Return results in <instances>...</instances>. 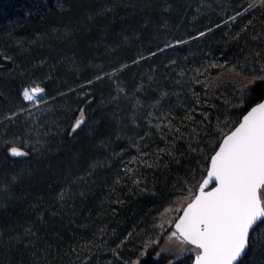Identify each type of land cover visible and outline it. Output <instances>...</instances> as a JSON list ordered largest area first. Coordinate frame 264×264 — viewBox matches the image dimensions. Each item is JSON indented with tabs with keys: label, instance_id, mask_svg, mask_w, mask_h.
Instances as JSON below:
<instances>
[{
	"label": "trees",
	"instance_id": "16d2710c",
	"mask_svg": "<svg viewBox=\"0 0 264 264\" xmlns=\"http://www.w3.org/2000/svg\"><path fill=\"white\" fill-rule=\"evenodd\" d=\"M263 98L264 0H0V264H192L160 215Z\"/></svg>",
	"mask_w": 264,
	"mask_h": 264
},
{
	"label": "snow or ice",
	"instance_id": "6c2138e0",
	"mask_svg": "<svg viewBox=\"0 0 264 264\" xmlns=\"http://www.w3.org/2000/svg\"><path fill=\"white\" fill-rule=\"evenodd\" d=\"M43 89L25 90L33 100ZM81 122H77L76 128ZM12 155L23 152L13 148ZM213 181L211 191L204 189ZM264 102L244 116L211 159L208 177L175 227L199 249L196 264H237L255 243H264ZM174 233L173 235H176Z\"/></svg>",
	"mask_w": 264,
	"mask_h": 264
},
{
	"label": "rangeland",
	"instance_id": "374dc122",
	"mask_svg": "<svg viewBox=\"0 0 264 264\" xmlns=\"http://www.w3.org/2000/svg\"><path fill=\"white\" fill-rule=\"evenodd\" d=\"M223 79L237 80L241 84H247L253 81L250 80L248 76H244L240 71H236L233 69L222 72ZM43 89V96L39 99L27 100L25 97V101L35 106L41 105L45 103V89L43 86H36ZM35 88V87H33ZM33 88H28V91H31ZM84 114V113H82ZM262 197H264V191H262ZM188 198L180 199L176 204H172L167 206L160 215V219L158 222L159 229L161 234H165V238L160 247L159 255H168L171 257V263L175 260H179L186 256H189V260H193L195 255L199 253V249H196L195 246L184 242L176 233L174 229V223L178 218L180 211L182 210L184 204Z\"/></svg>",
	"mask_w": 264,
	"mask_h": 264
},
{
	"label": "water",
	"instance_id": "95a60500",
	"mask_svg": "<svg viewBox=\"0 0 264 264\" xmlns=\"http://www.w3.org/2000/svg\"><path fill=\"white\" fill-rule=\"evenodd\" d=\"M261 1H262V0H256V3H259V2H261ZM260 102H264V98L261 99L259 102L253 104L249 109H247V111L242 115V117H241V119L239 120V122H238V123H237V124H236V125H235V126L229 131V132H227V133L223 136V138H222V140H221L219 146L217 147V149H216L215 152L213 153L212 157L216 154V152L219 151V148L222 146L224 139H225L228 135H230L233 131H235V129H236V128L239 126V124L243 121L244 116L247 115V113L251 110V108L255 107V106H256L257 104H259ZM212 157H211V159H212ZM210 167H211V161H210V164H209V167H208V170H207V175H206V177L204 178V180H206L207 177H208V172H209V170H210ZM204 180H203V182H204ZM203 182L201 183V185H200L199 189L197 190L195 196L199 194V190H200V188L203 186ZM215 186H216V182L213 181L212 183H210V184L204 189V191H205V192H207V191H211V190H213V188H214ZM195 196H194V197H193L188 203H186V205L183 207V209H182L180 215H179L178 218L176 219V221H175V223H174V229H175L176 233H177V229H176V227H175L176 223L179 222V220H180V218L183 216L184 211H185V209L187 208L188 204H190V203L193 202ZM177 235L179 236L178 233H177ZM248 251H249V248L246 250L245 254L241 257L240 261L237 262V264H240V262H241V261L245 258V256L247 255ZM197 255H198V253L195 255V257H194V259H193V261H192V264H196V256H197Z\"/></svg>",
	"mask_w": 264,
	"mask_h": 264
},
{
	"label": "bare ground",
	"instance_id": "6f19581e",
	"mask_svg": "<svg viewBox=\"0 0 264 264\" xmlns=\"http://www.w3.org/2000/svg\"><path fill=\"white\" fill-rule=\"evenodd\" d=\"M42 96H43V92H42L40 95L35 96L34 99H39V98H41Z\"/></svg>",
	"mask_w": 264,
	"mask_h": 264
}]
</instances>
